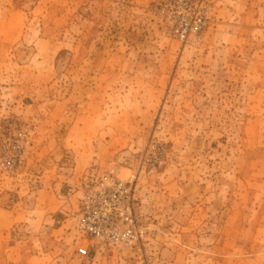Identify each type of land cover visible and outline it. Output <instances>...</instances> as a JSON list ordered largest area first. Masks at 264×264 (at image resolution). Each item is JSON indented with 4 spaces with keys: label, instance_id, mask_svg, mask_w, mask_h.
Instances as JSON below:
<instances>
[{
    "label": "rangeland",
    "instance_id": "obj_1",
    "mask_svg": "<svg viewBox=\"0 0 264 264\" xmlns=\"http://www.w3.org/2000/svg\"><path fill=\"white\" fill-rule=\"evenodd\" d=\"M105 176L134 247L77 239ZM0 264H264V0H0Z\"/></svg>",
    "mask_w": 264,
    "mask_h": 264
},
{
    "label": "built area",
    "instance_id": "obj_2",
    "mask_svg": "<svg viewBox=\"0 0 264 264\" xmlns=\"http://www.w3.org/2000/svg\"><path fill=\"white\" fill-rule=\"evenodd\" d=\"M136 206L132 183L112 176L91 181L79 201L77 239L96 241L101 249L134 247L143 241L145 235L137 222ZM95 243L77 245L78 255L89 257L92 251L98 252Z\"/></svg>",
    "mask_w": 264,
    "mask_h": 264
}]
</instances>
